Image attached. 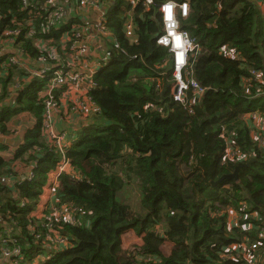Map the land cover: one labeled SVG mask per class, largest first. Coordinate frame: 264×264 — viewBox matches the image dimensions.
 I'll list each match as a JSON object with an SVG mask.
<instances>
[{"label": "trees", "instance_id": "obj_1", "mask_svg": "<svg viewBox=\"0 0 264 264\" xmlns=\"http://www.w3.org/2000/svg\"><path fill=\"white\" fill-rule=\"evenodd\" d=\"M22 2L0 0V26L19 29V52L39 64L32 70L43 69V63L52 61L51 51L41 46L51 41L53 50L60 52L64 37L86 25L67 6L69 23L49 26L50 10L41 6L45 0H32L31 14ZM168 2L189 5L188 18H179L180 30L195 48L188 53L183 76L206 90L201 98L189 91L184 104L174 100L170 50L157 44L163 34L161 7ZM261 2L141 0L134 7L128 0H111L107 23L116 38L107 40L110 48L104 45L110 57L95 75L97 87L89 94L96 115L81 128H56L63 136L64 153L42 133L45 97L38 94L45 91L46 79L11 63V58L24 61L20 55L0 56V128L4 131L6 122L22 112L33 114L38 124L16 153L28 176L15 186L0 184V264H264ZM127 14L137 37L134 44L123 30ZM17 79L23 91L14 102L7 89L9 81ZM57 97L53 101L59 105ZM254 115V124L246 121ZM254 131L261 143L254 140ZM251 160L237 178H224ZM9 166L0 158V171ZM59 167L64 172L49 182ZM183 167L187 174L180 172ZM30 173L35 175L31 180ZM47 184L52 200L36 217ZM129 184L139 191L132 202L125 198ZM54 205L74 209L73 220L63 217L55 223ZM233 214L237 223L232 222ZM51 225L56 244L44 241ZM158 227L165 234H159ZM127 231L143 244L124 251L122 234ZM2 240L7 248L18 250L16 256L5 260ZM167 240L175 243L169 257L161 251ZM250 244L259 250L246 251Z\"/></svg>", "mask_w": 264, "mask_h": 264}, {"label": "built area", "instance_id": "obj_2", "mask_svg": "<svg viewBox=\"0 0 264 264\" xmlns=\"http://www.w3.org/2000/svg\"><path fill=\"white\" fill-rule=\"evenodd\" d=\"M78 7L82 11H94L96 12V24H94L95 28H99V36L105 40V43L99 44L97 47V51L99 52V55L96 56L93 52H90L85 45H80L81 43H85V36L86 32L90 30V26L92 24H86L83 29H73L72 30V36H65L64 39L61 42L60 46V52L58 50H53L49 54L50 60L52 61L51 63H57L56 68L52 69H47L45 68L48 66V64L43 63L44 68L42 70H45L43 72H40L39 70H32L31 72L36 73L35 75L39 77H43L44 79H47L50 75H52L51 71H53V80H52V86L46 85L45 88V94L46 97L44 99V128H43V135H46L49 141H51L54 144H57L59 147L61 144H64L63 136H61L56 130L57 127H55V121L53 119V98L54 95H51L49 90L51 88L54 89V91H58L60 89L65 88L68 86V90H71L75 87L78 88H83V86L86 89V96L87 99L92 107V110L94 111L95 109L93 108V102L92 98L89 96L90 91L95 88V75L98 71L101 70L102 68V60L103 58L101 55L106 56L107 52L104 53V47L102 45H105L107 40H115V34L111 33L110 31L107 30L106 23H107V11L108 7L112 4L110 3L111 0H76ZM130 4H132L134 7L137 6L141 2V0H128ZM147 4L152 3V0H146ZM23 9L26 11H31L33 8V3L32 0H23L22 2ZM171 5L170 8L167 6ZM43 8H46L50 11H48L49 17H48V25L49 26H58L59 22L61 21L63 24H65L66 18H70L71 14H68L67 10L65 7L70 6L72 7V0H45L44 4H41ZM45 6V7H44ZM73 9V7H72ZM56 12L60 13L61 19H57V14ZM162 13V24H163V34L159 37L158 39V45L166 47L170 50V53L172 54V61H173V68L176 71L175 76H176V84L174 88V100L176 102L184 104L185 101L187 100V94L189 91H192L197 98H201L205 95L206 90L200 86L199 83H197L194 80L190 79H185L183 76V73L185 72L187 65H188V53L194 50V45L189 36L182 32L179 27V18L186 19L189 16L190 13V8L189 5L184 3L181 5L175 4L173 2H168L164 4V6L161 9ZM131 20V22H128ZM84 21V20H82ZM125 21H127L126 24V38L128 41L132 44L136 43L137 38L133 29L132 25V18L131 14H127V17L125 18ZM68 22V21H67ZM85 22V21H84ZM30 25V24H29ZM32 25V24H31ZM33 32V31H32ZM31 32V33H32ZM8 35L13 37L14 39L21 33L19 29L14 30V32H6ZM173 34V35H171ZM178 37L182 43H183V48H184V54L183 57L181 58V61H179L178 58V51L175 49V40L172 39L174 36ZM0 38H3V35L0 36ZM100 46L101 49H100ZM103 51V53H101ZM3 50L0 47V55L2 54ZM55 53L57 55H55ZM20 56L22 57V53H20ZM72 54L75 57L70 58L69 55ZM103 56V57H104ZM105 58V57H104ZM12 64L18 65L21 67L23 70H26L28 68V65L32 67L33 63L30 62L28 64L27 62H24L23 60H19V58H11L10 59ZM19 61H23L26 63V67H23ZM45 62L46 59H43ZM87 61V62H86ZM49 63V64H51ZM39 65V64H38ZM180 67V69H177ZM59 70H62L59 71ZM182 71H184L182 73ZM48 84V82H47ZM15 92V88H12ZM66 89V88H65ZM249 117V116H248ZM258 116L251 117L255 120H257ZM259 119V118H258ZM256 122V121H255ZM261 129L264 128V122H261L260 124ZM253 137L256 141L258 140V134L254 132ZM261 143V141H259ZM64 147L61 146L60 149ZM228 152L231 153L232 147L229 146ZM62 153H64L65 149L60 150ZM235 153L233 152V155ZM58 169L59 174L64 172L63 167H59ZM34 173L29 174V179L34 178ZM1 237V235H0ZM7 241L2 240L1 243V251L3 254V257H5V260H9L13 256H16L18 253V250H11L7 248ZM256 246V245H254ZM9 249V250H7ZM2 259V258H1Z\"/></svg>", "mask_w": 264, "mask_h": 264}, {"label": "rangeland", "instance_id": "obj_3", "mask_svg": "<svg viewBox=\"0 0 264 264\" xmlns=\"http://www.w3.org/2000/svg\"><path fill=\"white\" fill-rule=\"evenodd\" d=\"M113 2H114V0H113ZM38 5H40V4H38ZM72 5L74 6V9L73 10H74V16L75 17L78 16L79 19L85 20V22L88 23V24H92L93 23V25L90 26V30L88 32H86V36L84 37L86 39L85 40V43L84 44L81 43L80 45H85V47H87L90 52H93L96 56H98L99 55V52H100V50H99V52L97 51L98 43L100 42V44H103V43H105V40L98 35L99 32H100L99 28L97 29V28L94 27V24H96L95 22L97 20L95 22H93V20H91L89 17H88L89 20H87L86 15L84 14L86 12L85 11H82L81 10V7L79 9L78 4H77V1L75 3H73ZM259 7H260V10H261L262 15L264 16V3L261 2V4H259ZM43 9L44 10H47L46 8H43ZM29 13L31 14V12H29ZM56 14H57V19H61L62 18L61 15H60V13L56 12ZM65 21H66L65 24H68L69 23V22H67V21H69L67 18H66ZM76 21H79V20H75V22ZM128 22H131V20H129ZM60 23H62V22L60 21L59 22V25H61ZM178 23H179V27H180V25H181L180 24V21H178ZM126 24H127V21L124 22V28H123L125 36H126V33H125V31H126ZM106 27H107V30L108 31H110L111 33L114 34V32H115L114 27H112L108 23H106ZM0 29H1V26H0ZM4 30H5V27L3 28V31L2 32L0 30V36L3 34ZM6 32L10 33V32H14V30L10 29V30H8ZM6 39L7 38H4L3 41L6 42L7 41ZM34 40H35L36 46L38 47V40H36V39H34ZM92 41H94L96 43V45L94 47L91 45V42ZM50 43H51V41H49L47 44L45 43L44 45L41 46V49H43V51H45V52L52 51L53 50V47L50 45ZM102 46H104V45H102ZM102 46H100V49H101ZM106 46H107V44H106ZM110 47H111L110 45L107 46V48H110ZM21 52L24 53L23 51H21ZM55 55H57V54L55 53ZM103 56L104 55H101V57L103 58V60H102V68L96 74H98L99 72H101L102 70H104V68L106 66V63H108V58L110 56L107 55V54H106V56H104L105 58ZM69 57L70 58H74L75 56L72 55V54H70ZM22 58L26 59V61L28 59V57L26 55H22ZM187 61H188V58H187ZM19 62L21 63V65L23 67H26L27 66L26 63H24L22 61H19ZM33 64L36 65V67L39 66L38 63L33 62ZM170 65H172V67H173L172 54H171V63H170ZM56 67H57V63L56 62L55 63H51V64H48V66L45 68V70H47V69L49 70V69L56 68ZM45 70L39 69L40 72H43ZM59 71L62 72V70H59ZM183 72L184 71H182V73ZM51 73H52V75H50L49 78L46 79V82H48V84H47L48 86H52L53 71H51ZM175 73H176V71L173 68L172 74H173V77L176 78ZM33 74H36V73H33V72L30 73L31 76H33ZM2 80H3V77H0V81L1 82H2ZM259 82H263V79H260L259 78ZM20 86H21L20 83H17V82H14L13 83L12 80L9 81V87L10 88H15V90H20ZM95 87H97V84L96 83H95ZM65 88L60 89V90H58L56 92L54 91L53 88H51L49 90L50 94L51 95H54V98H55V94L57 92L61 93L62 94V97H63V99H61V97H57V101L59 100V102H60V99H61V102H60L61 105H58L57 103H55L53 101V105H54V109H53V115H54V117H53V119L55 121V125H54L55 127H56V124L58 126H61V124L58 121H62L63 123H67V124L69 122H70L69 124H71L72 121H76L74 123H77L78 122V124L81 123V122H85L86 123L87 120L90 119L89 118L90 116L96 115L93 112L92 107H91V105H90V103H89V101L87 99L86 89H85L84 86H83V88L75 87V88H73L71 90H68V86H66ZM1 89L2 88H1V83H0V93H1ZM40 93H43V94L40 95L39 98L46 97V94L44 93V91L41 90L39 92V94ZM63 101H65L66 103H64ZM55 115H57V120H55ZM246 121H248L249 123H253L254 124V122L256 120L254 121L253 118L247 116L246 117ZM258 121L261 122L262 119L259 118ZM258 121H257V124H258ZM250 127H253V125H251ZM261 130L264 131V128L261 129ZM0 133H1V131H0ZM77 137H78V135L75 136V138H77ZM63 145L64 144H61V146H63ZM68 146H70V145L68 144ZM233 157L234 156H231L230 159H232ZM180 172L187 174V168L186 167H183ZM217 185H218V182L213 184V186H217ZM129 186L130 187L127 188V192H125V193H127L126 196H125V198L128 200V202H130V201L132 202V200L135 201L136 200L135 198L139 196V191L136 190L135 185L129 184ZM53 210H54V215H55L54 218H53V220L55 221V223H58L63 217H66L67 220H73L71 214L74 212V209H71V207H67L66 210H63V209L60 210L59 208L55 207V205H54L53 206ZM231 219H232V222L233 223H237L238 222V219L236 218V215H234V214L231 217ZM12 229H14V228H12ZM30 229H33V228L31 227ZM157 231H158L159 234H161V233L162 234H165V231L162 230L159 227H158ZM260 235H261V238H264V232H263V234L260 233ZM44 241H47L50 244H56V230H55V226L54 225H51V226L48 227V229L46 231V235L44 236ZM135 244L136 245H142L143 242L141 241V239H139L135 235V233L133 231H127L124 234H122V249L124 251L130 249V247L131 246H134ZM254 245L255 244H253V245L250 244L247 247L246 251L247 250H250V249H254L255 251L259 250L258 249V246H254ZM174 247H175V243H173V242H171L169 240L165 241L164 244L161 247L162 254L164 256H166V257H169L171 255ZM244 258L247 261L252 262V259H250V257L246 253L244 254ZM262 263H264V262H262Z\"/></svg>", "mask_w": 264, "mask_h": 264}, {"label": "crops", "instance_id": "obj_4", "mask_svg": "<svg viewBox=\"0 0 264 264\" xmlns=\"http://www.w3.org/2000/svg\"><path fill=\"white\" fill-rule=\"evenodd\" d=\"M75 2H76V0H72V4ZM72 7L74 9L73 5H72ZM84 14L86 15L87 20H89V18H90L91 20H93V22L96 21V12L86 11V13H84ZM73 17H75V16H73ZM76 17H78V16H76ZM86 24H88V23H86ZM3 28L4 27L1 26V29H0L1 32L3 31ZM133 29H134V26H133ZM8 30H10V29H6V31H8ZM6 31L4 30V32L2 34L3 38H0V47L3 50V52L0 56L2 57L4 55H13V54L20 55L19 54V48L20 47L17 46L16 39H14L10 35H8L6 33ZM4 38H7L6 42L3 41ZM99 44H100V42L98 43V45ZM91 45L94 47L96 45V43L94 41H92ZM22 59H24V58H22ZM24 61H26V59H24ZM27 63H30V62L27 61ZM34 66H36V65H34ZM25 71L31 73V71H32L31 66L28 65V68ZM24 78H26V77H24ZM15 82L21 84L20 90H17V92H15L10 87L7 89V93L9 94L8 96L10 98V101L14 100V102H16L15 101L16 100L15 95L18 96L23 91V84L21 83L20 79H17ZM44 93H45V91H44ZM42 94L43 93L38 94V97ZM1 95H3V88L1 89L0 96ZM57 96L61 97V99H63L61 93L57 92L55 94V97H57ZM61 99H60V102H61ZM10 101H9V99H5V103H7V104ZM60 102H59V105H61ZM63 102L66 103L65 101H63ZM55 120H57V115H55ZM58 122L61 124V126H58L56 124V127H57V129L60 128L61 130H67L73 126L79 128L80 126L87 125L85 122L84 123L81 122L79 124H78V122L74 123L76 121H72L71 124H69L70 122L68 124L63 123L62 121H58ZM37 125H38L37 124V118L33 114L28 113V112H22L19 114L17 113L8 122H6V124L4 126V131L0 128V131H1V133H0V158L6 164L7 167L10 165L9 166L10 169L8 171L6 170L7 167L5 169H3L2 171H0V184L1 185L15 186L17 184L18 180L22 179L25 176L26 177L28 176L29 171L27 169V166L24 164V162H22L21 159L16 158V155H17L16 153L19 150L21 151L22 147L27 142V137H28L29 133L34 131V129L36 128ZM61 130H59V131H61ZM42 139H43V137H42ZM31 155H33V154L31 153ZM58 175H59V171L57 173L56 172L52 173L50 176L49 182L55 181V179H57ZM52 195L53 194H52V192L49 189L48 184H47V187H45L44 192L41 196L40 203H39L36 211L33 213L34 216L38 217L45 210H47L48 205L51 203ZM10 228H11V230L14 231V229H12V227H10Z\"/></svg>", "mask_w": 264, "mask_h": 264}, {"label": "bare ground", "instance_id": "obj_5", "mask_svg": "<svg viewBox=\"0 0 264 264\" xmlns=\"http://www.w3.org/2000/svg\"><path fill=\"white\" fill-rule=\"evenodd\" d=\"M164 6V5H163ZM162 6V7H163ZM162 7H161V9H162ZM171 35H173V34H171ZM161 36V35H160ZM160 36H158L157 37V42H158V39H159V37ZM172 39H174L175 40V43H174V45H175V49H177V53H178V58H179V61H181V58L183 57V54H184V48H183V43H182V41L179 39V38H177L176 37V35L172 38ZM158 44V43H157ZM160 46V45H159ZM177 69H180V67H178ZM227 153V152H226ZM252 161H255V160H252Z\"/></svg>", "mask_w": 264, "mask_h": 264}, {"label": "water", "instance_id": "obj_6", "mask_svg": "<svg viewBox=\"0 0 264 264\" xmlns=\"http://www.w3.org/2000/svg\"><path fill=\"white\" fill-rule=\"evenodd\" d=\"M253 162H254V161L251 160V161H250L249 163H247V164H242V165L238 166L237 169L235 170V172H234L233 174H231V175H229V176H226V177H224V178H229V179H231V178H237L239 171H240L242 168H247V167H249ZM15 233L18 234L17 232H15Z\"/></svg>", "mask_w": 264, "mask_h": 264}, {"label": "clouds", "instance_id": "obj_7", "mask_svg": "<svg viewBox=\"0 0 264 264\" xmlns=\"http://www.w3.org/2000/svg\"><path fill=\"white\" fill-rule=\"evenodd\" d=\"M167 7H168V8H170V7H171V5H168ZM177 38H178V37H177ZM74 138H75V137H74ZM72 141H73V140H72ZM70 144H71V143H70ZM70 144H69V145H70Z\"/></svg>", "mask_w": 264, "mask_h": 264}]
</instances>
